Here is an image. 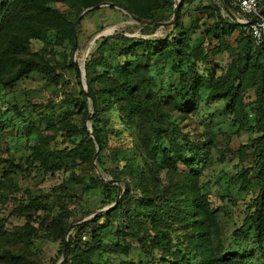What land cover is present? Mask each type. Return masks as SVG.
Returning a JSON list of instances; mask_svg holds the SVG:
<instances>
[{
	"label": "trees",
	"instance_id": "trees-1",
	"mask_svg": "<svg viewBox=\"0 0 264 264\" xmlns=\"http://www.w3.org/2000/svg\"><path fill=\"white\" fill-rule=\"evenodd\" d=\"M212 1L215 23L207 32V42L195 47L181 16L173 25H165L171 21L172 13L174 16L173 0H0V86L8 90L34 75L57 85L58 64H53L56 59L30 53L31 43L45 42L53 33L55 46L68 42L73 50L77 49L81 15L101 5L120 7L145 27L162 26L173 32L154 40H135L120 33L103 39L85 64L88 94L81 90L82 127L71 121L63 122L59 128L48 127L53 132L65 131L69 138L84 135L79 144L52 148L56 134L47 137L34 124L25 126L28 136L38 138L27 168L48 175L69 172L85 164L95 174L91 182L98 188L112 184L96 174V161L101 163L98 156L104 151L102 116L111 114L118 119L119 130L112 133L122 144L111 147L110 155L118 163L112 174L113 183L124 194L120 203L115 198L114 207L77 227L78 241L90 228L97 241L98 235L117 221L121 222L118 237L135 242L153 263L264 264V45L256 46L253 40L242 36L235 45L230 44L228 40L242 27L229 12V0ZM57 4L68 6L71 14L56 8ZM224 9L228 11L225 15L221 13ZM222 54L230 59L227 66L217 62V56ZM168 65L179 74V87H170L163 94L166 90L158 87L152 70ZM71 69L80 78L76 65ZM207 75L210 88H206ZM206 89L208 104L226 103V118L237 127V135H256L241 144L238 151H231L242 161L251 157L253 168H242L230 180L231 185L238 183V191L249 199L229 242L225 238L224 209L214 206L209 194L212 183L203 181L212 165L213 145L196 142L169 120L175 112L183 117L193 115ZM87 120L93 123L91 132L85 125ZM3 131L0 123V140ZM167 136L169 147L161 149ZM225 156L224 153L219 158L220 163L226 162ZM8 166L13 167V163ZM253 169L255 176H251ZM71 179L75 184L85 183L76 174ZM16 189L17 183L6 170L0 176V199L8 200ZM28 195L29 201L13 210V215L26 218L25 225L9 230V220L0 216V264H39L32 257L31 248L34 238L42 232L48 239L61 241L62 258L71 259L72 264H93L100 248H82L72 238V223L67 222L71 213L65 212L47 225L42 222L35 227L36 215L48 216L52 209L32 198L30 192ZM220 197L222 203L226 201L227 196ZM101 220L104 225H99Z\"/></svg>",
	"mask_w": 264,
	"mask_h": 264
},
{
	"label": "rangeland",
	"instance_id": "rangeland-1",
	"mask_svg": "<svg viewBox=\"0 0 264 264\" xmlns=\"http://www.w3.org/2000/svg\"><path fill=\"white\" fill-rule=\"evenodd\" d=\"M173 2L175 8H178V17L181 16L185 27L190 29L191 45L196 47L206 41L207 32L215 23V18L212 16L215 9L213 1L173 0ZM55 7L68 15L71 14V9L66 5L57 4ZM171 16L172 20L173 13ZM118 33L135 40H154L168 34L173 35V32L162 26L156 29L145 27L123 9L104 4L81 15L77 33V49L73 50V46L68 42L62 47L55 46L53 33L45 42L33 41L31 43L30 53L43 54L49 60L56 59L53 64H58L59 83L57 85L48 84L43 77L34 75L28 80L19 82L11 90L0 86V123L4 128L3 137L0 140V176L8 170L10 177L17 183V189L10 194L8 200L0 199V216L9 220V230L25 225L26 218L13 215V210L20 203L29 201L28 192H30L32 198L39 199L52 209L48 216L44 213L36 215L33 226L38 227L42 222L47 225L52 218L70 212L67 222L72 223L69 232L72 238L82 248H86V245L100 248L93 257V264H157L153 263L151 258L146 257L135 242L118 237L121 222L113 221L105 231L98 235L97 241L93 240V235L90 233L91 228L85 230L81 234L83 237L81 242L78 241L80 233L77 227L82 222L92 219L95 215L104 214L114 207L117 203L114 201L115 198L120 203L124 194L123 189L117 190L112 179L118 163L112 161L110 148H118L122 144L112 133L119 130L118 119L115 115L102 116L101 127L105 129L102 136L104 151L98 156L101 163L98 164L96 161V174L103 180L112 182L110 187H94L91 180L95 178V174L85 164H80L69 172L48 175H44L37 169L27 168L26 165L27 161L32 158V149L38 144L37 136L27 135L25 131L27 123H32L43 130L47 137L56 134L55 140L51 142V147L55 149L72 148L83 139L84 135L69 138L65 131L59 129L53 132L48 127L54 125L59 128L63 122L68 121L82 127L83 97L81 90H87L86 61L104 38ZM240 37L241 32L237 30L228 41L235 45V40ZM216 59L218 64L223 66H227L230 62L227 54L219 55ZM72 65H76L80 78H77L76 71L71 69ZM152 73L157 79L158 87L166 90L163 94H167V89L170 87H179V74L174 73L170 65L165 68H155ZM209 81L210 75H207L206 88H210ZM207 96L208 89L203 92L202 102L198 104L197 111L193 115L183 117L175 112L171 114L169 120L177 124L184 133L190 134L196 142L204 141L209 145L211 143L215 145V148L210 147L212 165L204 173L203 181L212 183L209 194L214 206L224 209L225 238L226 242H229L230 236L237 229L235 222L240 225L238 221L242 220L249 199L245 193L238 191V183L231 185L230 180L242 168H253L251 157L242 161L237 153L231 154V151H238L241 144L256 135L245 132L237 135V127H233L226 118V103L208 104ZM17 112H20L21 116ZM85 125L90 132L93 130L91 120H87ZM167 147H169L168 136L161 144V149ZM224 153L226 162L220 163L219 158H222ZM9 162L13 163V167L8 166ZM73 174L84 179L85 183L75 184L71 179ZM172 175L173 172H170L169 176ZM251 176H255L254 169ZM220 196H227L226 201L222 203ZM104 224L103 220L99 222V225ZM43 235L44 232L40 237L34 238L31 248L32 257L39 264H58L62 260L61 241H53Z\"/></svg>",
	"mask_w": 264,
	"mask_h": 264
},
{
	"label": "built area",
	"instance_id": "built-area-1",
	"mask_svg": "<svg viewBox=\"0 0 264 264\" xmlns=\"http://www.w3.org/2000/svg\"><path fill=\"white\" fill-rule=\"evenodd\" d=\"M263 8L264 0H229V12L241 25V36L253 40L256 46L264 45V15L259 16L254 24L251 21ZM222 13L225 15L228 11L224 9ZM59 264H72V260L64 257Z\"/></svg>",
	"mask_w": 264,
	"mask_h": 264
},
{
	"label": "water",
	"instance_id": "water-1",
	"mask_svg": "<svg viewBox=\"0 0 264 264\" xmlns=\"http://www.w3.org/2000/svg\"><path fill=\"white\" fill-rule=\"evenodd\" d=\"M97 8H99V7H97ZM118 8H120V7H118ZM263 15H264V8L259 12V15L255 16L252 19L251 24H254L258 20L259 16H263ZM177 19H178V8H175V10H174V18L169 23H167L165 25H173L177 21ZM85 91L88 94L87 90H85ZM118 202H119V200H117V203ZM66 247H67V243H66Z\"/></svg>",
	"mask_w": 264,
	"mask_h": 264
}]
</instances>
